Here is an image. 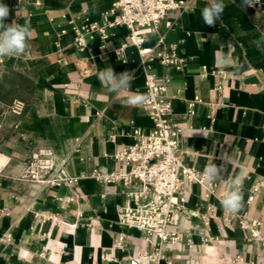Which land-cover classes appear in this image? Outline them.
<instances>
[{
	"label": "crops",
	"instance_id": "1",
	"mask_svg": "<svg viewBox=\"0 0 264 264\" xmlns=\"http://www.w3.org/2000/svg\"><path fill=\"white\" fill-rule=\"evenodd\" d=\"M113 1L0 0L10 6L5 23L28 24L32 33L25 54L0 57V264H129L156 247L164 256L159 264H262L261 241L221 207L226 183L215 182L209 195L199 182L188 185L184 207L168 226L180 243L160 245L159 238L150 243L144 231L119 221L129 187L92 177L95 170L128 171L115 151L135 142V127H152L143 106L127 104L130 95L146 93L138 48L127 47L125 59L111 51L129 29L110 30V50L91 41L81 51L67 22L72 16L99 19ZM186 1L188 7L169 11L160 32L144 44L154 54L176 44L183 59L180 69L150 61L169 79L173 120L183 126L181 156L200 174L215 163L223 165L224 179L239 177L243 208L237 214L264 222V0L260 9L250 0H223L214 26L201 15L208 0ZM219 49L231 54L222 72L215 66ZM109 67L131 72L128 91L101 84L98 73ZM16 99L25 103L21 114L12 110ZM40 149L52 151L55 167L48 176L60 182L21 177ZM260 229L264 233V224Z\"/></svg>",
	"mask_w": 264,
	"mask_h": 264
},
{
	"label": "built area",
	"instance_id": "2",
	"mask_svg": "<svg viewBox=\"0 0 264 264\" xmlns=\"http://www.w3.org/2000/svg\"><path fill=\"white\" fill-rule=\"evenodd\" d=\"M249 5L260 9L263 1L250 0ZM187 7L186 0H114L112 6L96 20L87 16L67 18L63 15L75 34V46L81 51L87 49L91 41H96L103 51L110 50V30L121 25L129 29V34L120 46L111 51L125 59L127 47L134 45L138 48L146 77L145 95L149 97L142 106L152 120V127L148 131L135 127V142L115 151V159L122 165L130 166L128 171L120 168L102 174L95 170L92 177L105 183L123 182L128 186L126 199L118 207L119 221L144 231L150 243L155 237L159 238L160 245L180 243L179 233L170 231L168 226L175 213L184 207L188 185L201 183L207 195L213 193L216 186L215 182L206 183L203 173L200 174L193 166L186 164L181 156L183 126L173 120V100L168 95L169 79L157 75L150 65V61L159 58L161 63L180 69L183 59L176 53L177 45H164V50L156 54L152 47L144 46L150 35L160 32V25L169 11ZM8 8L10 10V6ZM78 19L81 21L78 22ZM171 25V21H166L167 27ZM61 31L66 32L67 28ZM159 43L164 44L163 36L159 38ZM24 107L25 103L16 99L12 110L21 114ZM51 155L50 149L34 152L21 177L38 183L60 182V179L48 176L55 167ZM133 183L138 187L131 188ZM236 215L241 228L250 233L251 239L261 241L264 249V233L260 229L264 222L246 214ZM229 220L226 218V221ZM122 241L123 237H120L119 243ZM163 257L161 247H156L154 252L144 251L138 257H131L129 264H142V259H147L148 264H159Z\"/></svg>",
	"mask_w": 264,
	"mask_h": 264
},
{
	"label": "clouds",
	"instance_id": "3",
	"mask_svg": "<svg viewBox=\"0 0 264 264\" xmlns=\"http://www.w3.org/2000/svg\"><path fill=\"white\" fill-rule=\"evenodd\" d=\"M223 0H208V4L201 11L204 24L214 26L220 20L224 11ZM9 16V8L6 4L0 3V57H14L26 53L29 48V39L32 35L28 24L19 25L14 21L6 24L5 20ZM264 40V36L261 37ZM215 66L221 71L231 65V54H225L222 49L215 52ZM101 84L111 92L120 93L130 89L133 75L129 71L117 74L112 67L106 68L98 73ZM149 97L141 94H132L127 98V104L132 106H142ZM225 160V159H224ZM223 165L217 166L215 163L205 167L203 177L210 183L219 182L229 185V190L223 194L220 200L221 207L229 213L237 214L243 208V193L240 189L241 180L239 177L221 176Z\"/></svg>",
	"mask_w": 264,
	"mask_h": 264
}]
</instances>
